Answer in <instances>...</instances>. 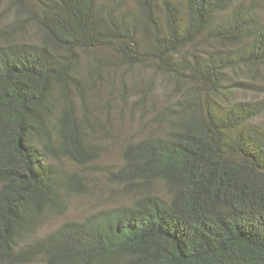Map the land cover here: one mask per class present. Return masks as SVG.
Listing matches in <instances>:
<instances>
[{"label":"trees","instance_id":"trees-1","mask_svg":"<svg viewBox=\"0 0 264 264\" xmlns=\"http://www.w3.org/2000/svg\"><path fill=\"white\" fill-rule=\"evenodd\" d=\"M4 7L15 18L0 26V264H264V100L238 99L255 87L234 78L263 80L261 1ZM31 25L37 41L27 38ZM147 63L185 95L155 119L164 133L128 142L122 163L102 169L132 202L40 236L90 189L65 162L87 168L102 150L94 78L125 71V101Z\"/></svg>","mask_w":264,"mask_h":264},{"label":"rangeland","instance_id":"rangeland-1","mask_svg":"<svg viewBox=\"0 0 264 264\" xmlns=\"http://www.w3.org/2000/svg\"><path fill=\"white\" fill-rule=\"evenodd\" d=\"M261 1L264 4V0ZM250 2V0H248ZM15 12L6 7L0 9V26L12 22ZM27 38L37 41V30L34 25L29 28ZM89 60H87L88 62ZM86 62V64H87ZM95 64V61H93ZM97 63V62H96ZM152 64L140 66L133 74L136 89L128 93L123 100L121 82L125 71L114 69L110 74H102L94 78L98 82L96 91L99 97L90 107L91 118L97 124H106V130L97 128L94 133V142L100 144L102 150L95 162L87 168H79L71 162H65L70 170L81 171L89 178L90 189L85 195H73L67 212L63 216H51L43 225L40 236H46L57 230L63 223L74 220H84L97 211L108 210L120 205H128L132 202V194L126 192L122 186L113 185L107 181L102 169L122 163V152L130 141H139L150 134L161 135L166 131L167 124L155 121L158 114L165 108L176 107L185 94L177 92L174 80H171L156 72ZM129 75L128 72H126ZM235 79L245 84H252L254 90L244 87L236 93L238 99L243 101L264 100L263 80H252L246 73H235ZM264 75V74H263ZM130 78V75H129ZM132 82V81H131ZM130 82V83H131ZM130 87L132 84H129ZM129 89V88H128ZM264 124V116L256 121ZM156 189L164 191L161 184Z\"/></svg>","mask_w":264,"mask_h":264}]
</instances>
